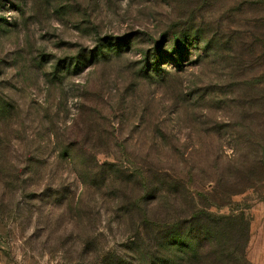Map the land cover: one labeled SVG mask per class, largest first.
Listing matches in <instances>:
<instances>
[{
	"label": "rangeland",
	"instance_id": "rangeland-1",
	"mask_svg": "<svg viewBox=\"0 0 264 264\" xmlns=\"http://www.w3.org/2000/svg\"><path fill=\"white\" fill-rule=\"evenodd\" d=\"M0 104V264L121 251L112 205L49 194L80 192L48 178L70 143L175 175L264 264V0H0Z\"/></svg>",
	"mask_w": 264,
	"mask_h": 264
},
{
	"label": "trees",
	"instance_id": "trees-1",
	"mask_svg": "<svg viewBox=\"0 0 264 264\" xmlns=\"http://www.w3.org/2000/svg\"><path fill=\"white\" fill-rule=\"evenodd\" d=\"M7 107L0 104V121L10 119L12 109ZM76 145L70 143L56 153V167L48 178L53 181L65 171L73 172L80 192L76 195L59 183L47 193L58 206L66 201L71 208L75 201L84 209L83 204L88 208L96 199L112 205L108 211L122 228L125 244L120 252L104 256L106 264H249L243 221L194 208L188 186L166 170H130L128 163L99 162L93 149L82 152ZM62 163L68 166L57 167ZM89 243L88 239L83 246Z\"/></svg>",
	"mask_w": 264,
	"mask_h": 264
}]
</instances>
